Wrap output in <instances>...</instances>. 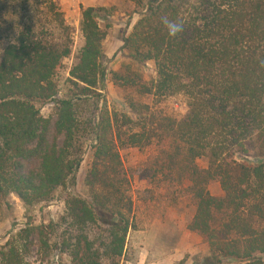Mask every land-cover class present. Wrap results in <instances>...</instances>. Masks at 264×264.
Returning a JSON list of instances; mask_svg holds the SVG:
<instances>
[{
    "label": "trees",
    "instance_id": "obj_1",
    "mask_svg": "<svg viewBox=\"0 0 264 264\" xmlns=\"http://www.w3.org/2000/svg\"><path fill=\"white\" fill-rule=\"evenodd\" d=\"M130 2L136 21L127 24L121 50L138 66L153 63L154 80L107 70L99 24L109 27L107 10L88 7L59 97L55 77L71 47L69 40L50 44L49 36L65 27L62 13L53 0H0V206L9 195L27 210L50 205L58 190L71 188L57 220L9 234L0 264H35L33 256L45 264H121L136 228L120 155L129 148L153 153L155 188L177 184L189 198L188 230L208 247L193 264H264V0ZM164 16L183 22V33L169 37ZM108 75L134 98L111 104ZM146 96L156 103L182 96L187 111L181 118L155 111L143 104ZM46 105L48 117L40 109ZM86 147L83 197L74 189ZM215 182L222 197L208 192Z\"/></svg>",
    "mask_w": 264,
    "mask_h": 264
},
{
    "label": "rangeland",
    "instance_id": "obj_2",
    "mask_svg": "<svg viewBox=\"0 0 264 264\" xmlns=\"http://www.w3.org/2000/svg\"><path fill=\"white\" fill-rule=\"evenodd\" d=\"M53 1L62 13L65 27L60 28L56 25L52 31L53 34L49 36L50 44L58 45L69 40L71 47V55L63 60L62 67L55 77L60 90L59 97L65 91L69 71L77 62L82 46L79 32L81 9L88 7L107 10L105 18L109 27L106 28L105 22H99L101 30L105 32L102 46L105 55L104 65L107 70L124 77H134L139 74L145 82L154 80L153 63L138 66L121 50V38L130 31L127 24L130 21L134 24L136 21V17L132 15L134 5L130 0ZM112 78V75L107 77L106 96L111 104L123 106V98L127 94H130V98H134V93L127 90L122 81H115ZM142 102L155 111H162L176 118L183 117L187 111L186 100L182 96L168 98L158 103L151 96H146ZM40 109L44 117L50 116V105ZM120 155L123 167L131 180L136 225L135 230L127 236L126 251L121 264H193L195 259L206 255L207 244L197 233L188 230V225L194 215V208L187 195L179 193L177 184L169 185V182H165L157 188L153 185L151 181L154 171V168H151L153 153L148 149L129 148L122 149ZM235 158L240 162L246 160V157L240 154ZM90 159V149L86 147L82 166L75 177L74 189L77 195L83 197L87 196L84 178ZM195 164L199 169L208 167L206 159H199ZM207 189L214 197L223 196L220 185L216 182L210 184ZM70 191L69 187L58 190L55 200L50 205L30 210H27L16 196L9 195L0 206V246L7 241L12 231L28 222L40 225L57 220L64 211L63 199ZM38 260L36 256H33L32 262L45 264ZM58 260H53L48 264H57Z\"/></svg>",
    "mask_w": 264,
    "mask_h": 264
},
{
    "label": "clouds",
    "instance_id": "obj_3",
    "mask_svg": "<svg viewBox=\"0 0 264 264\" xmlns=\"http://www.w3.org/2000/svg\"><path fill=\"white\" fill-rule=\"evenodd\" d=\"M161 22L167 30L169 37H177L179 34L183 33L184 25L183 22H178L176 20H171L167 16L161 18ZM260 66L264 68V60L260 61Z\"/></svg>",
    "mask_w": 264,
    "mask_h": 264
}]
</instances>
